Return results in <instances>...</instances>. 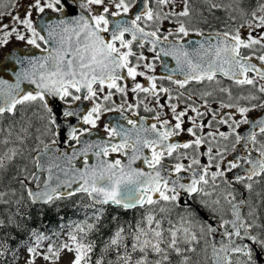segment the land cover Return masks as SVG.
I'll list each match as a JSON object with an SVG mask.
<instances>
[{
  "label": "snow or ice",
  "instance_id": "6c2138e0",
  "mask_svg": "<svg viewBox=\"0 0 264 264\" xmlns=\"http://www.w3.org/2000/svg\"><path fill=\"white\" fill-rule=\"evenodd\" d=\"M244 3L0 0V47L41 53L17 58L14 84L0 79V264H18L21 250L24 264L64 254L69 264H202V241L217 234L210 264H264V0ZM24 106L41 109L39 135L16 127ZM256 109L262 118L249 116ZM108 113L115 123L101 125ZM97 129L107 140L81 139ZM66 201L82 218L62 223ZM49 210L60 225L51 235Z\"/></svg>",
  "mask_w": 264,
  "mask_h": 264
},
{
  "label": "water",
  "instance_id": "95a60500",
  "mask_svg": "<svg viewBox=\"0 0 264 264\" xmlns=\"http://www.w3.org/2000/svg\"><path fill=\"white\" fill-rule=\"evenodd\" d=\"M49 15L55 17L58 14L49 13ZM36 19H39V16H37ZM45 19H47V17H45ZM22 55L23 56H39V55H41V53L37 49H30V46L9 47L6 50L5 54L0 58V79L6 80V81H8V83H12V84L15 83V74L17 72H19L20 68H21V65H19L16 61H17V58L22 56ZM164 60L167 63V66L169 68L175 67V61L171 60V58H164ZM162 67H163V65L161 62V68H160V72H159L160 74H163ZM22 87L27 89V90H32V86L27 85V84L22 85ZM71 106L75 110H80V109L86 108V106H82L81 103H79V102L72 103ZM65 107H67V106L62 101L57 100L53 104L54 111L57 113L58 122L61 123L62 128L67 129L68 123H67V121H65L64 117L61 114L64 111ZM260 111L261 110L256 109L253 112H251L249 114V116L254 118V119L262 118L260 115ZM72 123L77 127H81L80 123L78 121H76L75 119L72 120ZM85 126H83V127H85ZM242 127L245 129V131H247L248 126H242ZM65 136H66V132H65ZM81 139L82 140H88L90 142H96V141H99L101 139L107 140V139L103 138V136L100 132L94 131V130H93V133L91 135L82 137ZM59 147H60L61 152L69 150L68 149V141L66 139L62 140ZM76 147L80 148V147H82V145H77ZM232 155H235V153H232L230 155V158H232ZM89 156H90V163L95 164L96 158L94 156H91V153H89ZM237 158H239V157H237ZM110 159H113V158H110ZM125 162H126V160H125ZM74 163L76 164L77 167L81 166L80 161H75ZM137 164L141 167H144L142 161H138ZM237 171H239V170H237ZM230 176H232V173H230ZM243 211H244V209H243ZM220 231L222 232L223 229H221ZM220 241H221V237L219 236V234H217V236L215 238L210 237L211 246L213 243H216L217 245H219ZM211 246H210V256H211V252H212ZM261 259H262V261H264V255H262Z\"/></svg>",
  "mask_w": 264,
  "mask_h": 264
},
{
  "label": "rangeland",
  "instance_id": "374dc122",
  "mask_svg": "<svg viewBox=\"0 0 264 264\" xmlns=\"http://www.w3.org/2000/svg\"><path fill=\"white\" fill-rule=\"evenodd\" d=\"M14 46H27V45L24 44L23 42L12 40L9 42L8 45H6L4 47H0V58L5 54L6 50L9 47H14ZM149 57H150V55H149ZM242 103H246V102L242 101ZM40 115H41V109H39L38 107H36V106H24L22 109H20L18 116L16 117V120H17L16 127L19 128L20 122H24L26 124V126L28 123H30L31 124L30 134L32 136L39 135L38 130H42L44 127V121H42L40 119ZM10 122H11V119H9L8 121H5L4 127H7V124ZM220 130L222 131L221 127H220ZM47 142H50V137L48 138ZM33 143H34V141L30 139L29 144H33ZM30 167H31V165H30ZM249 199L251 200L252 198H249ZM226 218H228V217H226ZM65 239H66V237L62 238L61 241H64ZM201 247H207V257H210V240L208 239L207 245H204V243L202 241ZM25 255H26V253H24L23 250H21L20 260L18 261V264H24ZM207 257H205V254L203 252H201L198 259L202 262V264H210V260H208ZM71 259H72L71 254H64L62 256L60 264H69ZM242 259H243V257H234V260H242ZM37 264H46V262L38 259Z\"/></svg>",
  "mask_w": 264,
  "mask_h": 264
},
{
  "label": "trees",
  "instance_id": "16d2710c",
  "mask_svg": "<svg viewBox=\"0 0 264 264\" xmlns=\"http://www.w3.org/2000/svg\"><path fill=\"white\" fill-rule=\"evenodd\" d=\"M254 0H245V3H244V6L245 7H248V5L250 3H253ZM217 15L221 16L222 19H227V16L225 13H217ZM217 21L213 20V27H215L217 25ZM221 28H223V25L220 24L219 25ZM255 190H256V193H259L261 191H264V188H262L261 185H256L255 186ZM248 196V194H247ZM249 198H252L251 201L254 202L255 204L259 205V197L256 196L255 193L252 194L251 197ZM73 199H77L78 198H73ZM66 204H68V207H65L61 210L60 212V215L63 216L64 220L62 223H69L71 221H74V220H78L80 218H82L83 216V213H77L73 210V208L71 207V201H66L65 202ZM247 208L245 207V210H244V213H247ZM33 215H35V212L33 213ZM128 217L130 218L131 217V213L128 214ZM58 219L59 217L57 216V214L51 210L48 211L47 213V216L46 218L44 219V225H46L47 229L49 230L48 231V234L51 235L52 232H58L59 231V228H60V225L58 224ZM13 235H15V233H13ZM66 237V233L60 235V241L62 238ZM53 239H55V237H53ZM15 247V244L13 245ZM9 260H11V256L9 255L8 257Z\"/></svg>",
  "mask_w": 264,
  "mask_h": 264
},
{
  "label": "flooded vegetation",
  "instance_id": "af4514ba",
  "mask_svg": "<svg viewBox=\"0 0 264 264\" xmlns=\"http://www.w3.org/2000/svg\"><path fill=\"white\" fill-rule=\"evenodd\" d=\"M148 55H150V58H151L152 54L149 53ZM160 68H161V62L160 61H156V74L157 75H160V73H159L160 72ZM140 79L143 80V78H140ZM128 83H131V81H129ZM165 86H169L167 84V82H165ZM72 103H75V102H72ZM79 103H81V102H79ZM81 105L88 107V103L87 102L81 103ZM141 115L150 118V114L145 113L143 111H141ZM116 119H117L116 114H112V113L105 114V116L103 117V119L101 121V125H103V123H106V122H112L114 124ZM134 119H135V117H134ZM85 127H88V126H85ZM221 129H222V131H226L227 130L226 126H221ZM94 131L100 132L102 134L103 138L107 139V136L101 130L97 129V130H94ZM189 139H190V137H187V136H181V137L175 138L176 142H184V141H187ZM72 143L74 144L75 142H72ZM146 154L150 155V153H148L147 151H146ZM231 154H232V152H231V144L229 143V153L226 154V155H228L229 159H231L230 158ZM110 158L115 159V158H120V157H118L117 154H112V156ZM202 163H207V157L206 156L202 158ZM229 176H230V173H229ZM237 189H238V191L236 193L237 200H239L241 198V193H244V195L247 196V193L244 192V189H243L242 185L238 184L237 185ZM244 210H245V208H244Z\"/></svg>",
  "mask_w": 264,
  "mask_h": 264
}]
</instances>
